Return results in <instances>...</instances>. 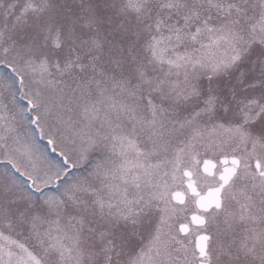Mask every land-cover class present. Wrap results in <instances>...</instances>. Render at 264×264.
Listing matches in <instances>:
<instances>
[{"label":"snow or ice","instance_id":"obj_1","mask_svg":"<svg viewBox=\"0 0 264 264\" xmlns=\"http://www.w3.org/2000/svg\"><path fill=\"white\" fill-rule=\"evenodd\" d=\"M0 69V264H264V0H0Z\"/></svg>","mask_w":264,"mask_h":264},{"label":"rangeland","instance_id":"obj_2","mask_svg":"<svg viewBox=\"0 0 264 264\" xmlns=\"http://www.w3.org/2000/svg\"><path fill=\"white\" fill-rule=\"evenodd\" d=\"M0 71H4V70L0 69ZM0 79H2V77H0ZM35 127H36V126H33V128H35ZM47 139H48L47 136H45L43 139H40V138H39V133H37V144L39 145L40 150H41V151H45V150H46V151L48 152V154H49L50 157H52V158H56V156H54V155H50V152H49L50 147H48L47 144L45 143V141H46ZM53 154H54V153H53ZM2 159H3V157L0 156V160H2ZM5 167H6V164H5V163H0V174L3 173ZM177 189H179V187H178ZM48 191H51V189H48ZM177 227H178V225H177ZM191 239H192V241H193V246H194V236H192Z\"/></svg>","mask_w":264,"mask_h":264},{"label":"flooded vegetation","instance_id":"obj_3","mask_svg":"<svg viewBox=\"0 0 264 264\" xmlns=\"http://www.w3.org/2000/svg\"><path fill=\"white\" fill-rule=\"evenodd\" d=\"M177 190L179 191V190H182V189H181V188H179V189H177ZM193 236H194V235H193ZM194 238H195V237H194Z\"/></svg>","mask_w":264,"mask_h":264}]
</instances>
